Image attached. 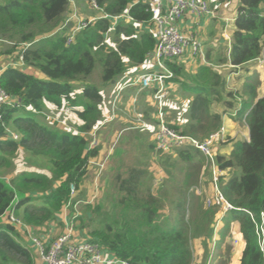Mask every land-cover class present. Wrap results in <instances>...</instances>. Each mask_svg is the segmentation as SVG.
Returning a JSON list of instances; mask_svg holds the SVG:
<instances>
[{
    "label": "trees",
    "instance_id": "1",
    "mask_svg": "<svg viewBox=\"0 0 264 264\" xmlns=\"http://www.w3.org/2000/svg\"><path fill=\"white\" fill-rule=\"evenodd\" d=\"M95 2L102 10L101 15L90 21L84 18L86 24L66 43L73 28L68 26L76 21L68 20L70 15L64 22L67 6L72 5L69 0L0 1V44H11L8 49L0 50V86L15 100L14 105L3 104L0 108V169L10 166L11 156L17 151L44 156L50 163L48 174L31 169L9 178L0 175V215L12 209L34 234L55 219L69 200L73 203L70 185L79 188L89 161L98 155L100 146L88 147L91 136L87 134L101 117L100 85L88 80L95 64L101 66L102 82H112L125 70V60L131 65H140L155 46L152 14L147 5L135 0ZM262 4L264 0L238 1L230 52V62L235 66L258 58L262 52ZM115 16L120 20L114 23ZM64 26L67 32L62 29ZM109 34L114 46L105 40ZM166 63L175 74L180 73L179 65L168 60ZM27 67L30 70H25ZM189 83L182 85L193 94L183 124H171L167 120L168 98L165 100L163 110L170 127L202 140L219 127L221 114L225 112L238 120L245 119L248 130L247 139L233 141L227 158L213 149L219 168L230 170L228 175L219 176V188L237 209L223 216L212 261L217 244L225 240L227 231L232 229V235L236 234L244 242L239 264H264L252 223L244 210L257 214L264 206V95L251 103L237 92L227 90L225 79L207 65H201ZM46 102L72 108L83 121L77 127L81 133L50 129L37 122L35 117L44 110ZM217 102L216 109L213 104ZM248 103L250 107L246 109ZM7 127L18 133V139L7 134ZM141 137L136 136L131 141L133 145L136 140L142 148L138 149L137 160L133 158L128 167L125 168L128 149L122 144L119 148L117 145L111 156L114 157L110 161L112 167L118 170L109 184L114 183L119 195L115 201L118 210L113 214L104 212L105 216L97 221L99 225H92L96 219L91 215L98 213V207L88 205L89 217L81 226L78 217L76 227L86 228L88 235L83 237L130 264H191L195 223L186 220L188 171L182 179L173 181V188L169 187V209L164 206L160 209L164 199L161 203L160 198L151 193L152 185L148 182L156 172L153 171L152 176L147 168L149 154L157 150L154 140L143 146ZM157 152L158 160L162 159L167 165L159 188H168L162 185L168 179L165 174H175L168 170L174 166V154L190 168H199L205 159L198 148L190 145H174ZM195 154L201 155L199 160H195ZM19 232L14 224L0 217V264H35V253L27 244L19 242Z\"/></svg>",
    "mask_w": 264,
    "mask_h": 264
},
{
    "label": "built area",
    "instance_id": "2",
    "mask_svg": "<svg viewBox=\"0 0 264 264\" xmlns=\"http://www.w3.org/2000/svg\"><path fill=\"white\" fill-rule=\"evenodd\" d=\"M74 5V0H69ZM147 5V8L152 14V32L155 37L154 49L147 55L145 62L149 60L147 69L140 72L128 84L139 85L141 89L152 88L151 98L156 106V115L158 124L155 132V149L163 150L168 147L177 146H194L198 148L205 156V163L201 166L199 182L201 185L196 186L193 192L201 193L203 187L204 175L208 172L209 181L211 183V195H205L204 204L207 207L216 208L218 211L213 232L209 239V254L205 264L211 260L213 250L215 248L216 240L218 239V231L222 224L223 216L226 212L237 209L233 206L223 195L219 188V176L223 174V170L219 168L216 163L213 145L216 140H223L225 136V127L221 125L215 131L209 133L207 137L199 140L187 134H182L170 127L165 120L164 103L168 96V86L171 78L174 77V72L167 65L166 60L170 61L182 56L187 50L195 55L200 53L199 39L184 31H181L177 25L185 10L190 9L195 14H212L211 9L205 0H135ZM91 4L99 8L95 0H90ZM118 18L117 16L114 17ZM75 19L77 24L73 26L66 43L70 42L74 32L86 24V21L80 19L74 11L68 20ZM67 20V21H68ZM91 19H89L90 21ZM117 20V19H116ZM65 25V24H64ZM19 64L22 61V56L19 57ZM258 66L264 70V56L257 58ZM149 66V67H148ZM127 84V85H128ZM15 100L5 92L0 86V108L3 104L14 105ZM141 121V120H139ZM140 125L142 122H139ZM7 134L13 138L18 139V133L13 129L5 128ZM98 144L95 136L92 135L88 147H95ZM108 152L112 149L113 144H108ZM93 163V159L89 161ZM97 164V163H96ZM160 176L156 178L155 184H159L162 180L161 171ZM161 179V180H160ZM196 194V195H197ZM74 195V185H70V197ZM70 200L64 205V210L67 213L64 230L52 238H43L39 235L33 234L31 229L22 221L21 218L13 213L12 209L6 210L0 215L6 221L14 224L22 233L30 239L33 247L37 252L38 258L43 264H130L125 259L118 258L114 254L108 252L97 242L79 237L77 234V223L79 213L77 210L70 211ZM252 223L253 233L256 238L257 246L264 260V206L257 213L244 209ZM232 245L238 248L241 239L233 234ZM212 261V260H211Z\"/></svg>",
    "mask_w": 264,
    "mask_h": 264
},
{
    "label": "rangeland",
    "instance_id": "3",
    "mask_svg": "<svg viewBox=\"0 0 264 264\" xmlns=\"http://www.w3.org/2000/svg\"><path fill=\"white\" fill-rule=\"evenodd\" d=\"M1 1V0H0ZM73 9L75 10L76 14L80 19H91L93 20L94 18L98 17L101 15L102 10L100 8L94 7L90 0H74V5L68 4L67 9L64 13V22L66 19L71 15L73 12ZM86 21V20H85ZM63 22V24H64ZM62 24V26H63ZM77 24L76 21H72L71 25L68 26L70 29L71 27L75 26ZM62 29L67 32V26L62 27ZM105 40L108 43V45H111V34L105 36ZM1 43V42H0ZM11 47V44L8 42H5L4 44H0V50L4 51ZM14 52H17L15 49ZM250 65H254V63H250ZM195 67L197 66V63L195 62ZM212 67V66H210ZM196 69V68H195ZM192 68V70H195ZM233 70H236V68H233ZM232 70V71H233ZM248 67L243 70L242 74L238 75H233V72L231 71H222L219 73V75H223V78L226 81V88L227 90L235 91L240 97H251L254 96L253 93H255V96H259L263 93L264 91V81L259 79V72L256 73V71L253 68ZM196 71V70H195ZM193 73H186L184 72L183 74H191L192 77L194 78L196 75V72ZM235 73V71H234ZM249 73V74H247ZM245 74L247 76H245ZM101 66L100 64L96 63L95 67L93 69V72L90 74L88 77V80L93 82L96 85L103 84L102 79H101ZM259 80L261 82H259ZM193 83V82H191ZM175 95L180 96L178 93L174 92L168 97L167 99V120L170 121L171 124H183L185 120L187 119V104L188 100L187 98H182L180 99H175ZM254 96V97H255ZM171 103V105L175 106H168ZM213 106L217 109L219 106V103H214ZM250 107L249 103L247 104L246 109ZM149 112L153 115V121L150 125V130H151V140L155 139V130L157 128L158 121L155 119L156 115V107L155 103L153 102L150 107H148ZM228 116V117H227ZM56 117V118H55ZM36 121L47 125L50 129H57L62 127L61 129L58 130H66L68 128L66 122L63 124L61 121H56L57 116L55 114H52L48 111H41V114H37L35 117ZM45 119V121L43 120ZM59 120V119H58ZM246 120H238L236 116L234 115H225L219 123V127L223 124L225 126V136L223 140L219 142L214 143L213 148L215 149V153H218L225 158L228 157V154L232 148V143L235 140L238 139H247L248 138V130L246 126ZM59 123V126H55L54 123ZM218 127V128H219ZM72 129L71 127H69ZM12 129V128H11ZM179 132V131H178ZM132 133H137V137H141L142 140H145V146H148V143H150L149 139H147V134L145 132L138 131L136 129H133L132 131H127L124 134H119L117 135L116 140L119 141L118 147L121 146V144L127 139L129 135ZM114 136V140H115ZM96 138V137H95ZM111 140L110 143L113 144L112 149L108 152L107 157H103L102 161H99V158L93 159V163H88V170L87 173L84 177L83 182L79 186V188L74 187V195L72 199L74 200L73 203L71 204L69 209L77 210L79 213V222L80 226L82 222L86 221L87 217H89V213L87 211V206L90 205L91 208L93 207H98L97 212L91 217L96 219V222H92V225H99V220H101L105 214L104 212H108L109 214H113L116 210H118V206L116 205V199L119 197V195H116V190L114 188V183L109 184V179L115 174V172L118 170L113 169L112 167V162L106 161L108 159L109 161H112L114 157L111 158V154L115 148L116 142ZM97 140V138H96ZM115 142V143H114ZM219 143V145H217ZM130 146H132L130 148ZM109 147V146H108ZM126 148L128 149V152L125 153L126 157V162L127 166L134 160H137L138 157V149L140 150V147L137 148L135 145H131L126 143ZM119 153V152H118ZM158 152L154 150L153 156L148 158V164L147 168L149 167L150 169V174L153 176V171L156 172L155 177H150L149 183L153 185L155 183V178H158L160 176V173H158V170H161V175H163V171L167 165L162 162V159L157 158ZM162 156V155H161ZM201 155L195 154L194 158L195 160H199ZM204 156V155H203ZM15 157V158H14ZM128 157V158H127ZM164 158V157H162ZM173 164L174 166L168 167V170L171 172H175V174H170L167 175L165 174L166 178L168 179L164 182L162 185H168V188H164L163 186H160L159 184H155L154 186H151V193L160 198V201L162 203V198L164 199V202L162 203V207L169 209V201H168V189L169 187L173 188V181L177 179H182L184 177V172L186 173L188 171V180H189V186H188V192H189V202L187 204V211H186V220L189 222L194 221L195 223V229L193 231L194 234V239L192 240V249L194 251V245L199 246L202 249V260L201 262L197 260V262H193V264H203L206 263L207 257L209 254V236L213 232V226L215 225V220L217 218L218 211L216 208L212 207H207L204 204V198L205 195H211L212 193V188H211V183L209 181L208 177V172L205 173L204 175V180H203V187L201 189L200 194H194L193 190L196 186H200L201 183L199 182V173H200V167L205 163L204 162L199 168L196 167H191L188 166L184 163L181 162L180 160L177 159V155L172 156ZM117 161V160H116ZM119 161V160H118ZM117 161V162H118ZM97 163V164H96ZM198 163V162H196ZM114 164V163H113ZM49 167L50 163L44 156H31L27 152H22V151H17L14 153V156H11V163L10 166L4 170L0 169V175H4V177H11L14 175V173H19L24 170H31L34 169L39 172H43L48 174L49 173ZM124 171V170H120ZM164 171V173H166ZM197 171V174L195 172ZM239 169H237V173ZM178 172V175L176 174ZM125 173V172H124ZM123 173V174H124ZM230 173V170H223V174L228 175ZM240 174V173H239ZM149 177V176H148ZM114 180V179H113ZM161 180V179H160ZM114 182V181H113ZM161 182V181H160ZM159 182V183H160ZM158 186V188H157ZM174 193L177 195V191L174 190ZM38 203V201L36 202ZM71 211V210H70ZM107 213V214H108ZM237 225V223H236ZM235 225V227H236ZM85 230V231H84ZM84 233L86 235L87 231L86 228L84 229ZM207 235V236H206ZM232 229H229V232L227 231V235L225 237V240H221L219 244H217L216 248V254L215 258L213 261V256H211V260L208 262V264H229L230 258L229 254L234 249V245H232ZM20 243H24L23 240L19 241ZM236 248V247H235ZM206 259V260H205Z\"/></svg>",
    "mask_w": 264,
    "mask_h": 264
},
{
    "label": "crops",
    "instance_id": "4",
    "mask_svg": "<svg viewBox=\"0 0 264 264\" xmlns=\"http://www.w3.org/2000/svg\"><path fill=\"white\" fill-rule=\"evenodd\" d=\"M205 1L207 2L208 7L211 9L212 14L198 15L195 14L192 10L187 9L177 21V25L179 29H181V31L192 34L199 39L201 44L200 53L193 55L190 53V50H187L182 56L170 60L171 62L180 66V73L178 75L174 73V77L170 79L167 98L171 95L172 91V93L176 92L180 95H175V99H180V97H188V100L186 101L189 102L193 94L188 90H185V87L182 85H185V83L190 84L189 80H192V75L183 73H193L195 70L198 71L201 65H207L209 67L212 66L210 68L217 73H221V70H227L228 72L231 71L233 72V75L242 74L243 70L245 71L247 67L248 71H251L249 70L250 67L253 68L256 73L259 72V79H261V81H264V70L258 66L257 58L239 66H235L230 62V52L233 40L232 34L234 31V18L236 16V8L239 0ZM261 14L264 15V4L261 5ZM116 19L114 18V23ZM119 20L120 19H118L117 21ZM112 45L114 46L113 43L111 44V46ZM260 56H264V46ZM125 62L126 68L120 75H118L112 82L101 84V117L97 120V124L93 126L89 132H87L89 136L92 137V135H94L97 138V145L100 146V148L98 155L95 158H99V161H102L103 157H107V145L110 144L114 136L116 137L115 140L113 139V141L116 142L115 148L117 147L119 141H117L116 138L119 134H124L127 131L136 129L138 131L145 132L147 134V139H149V141H152L150 138L152 137L150 125L153 121V113L151 114L148 110V107H150L153 103L151 98L152 88L141 89L139 85L128 84L140 72L147 69L149 60L146 62L144 61L140 65H131L127 60H125ZM195 62L197 63L196 67L194 66ZM250 63H254V65H250ZM192 68L196 69L192 70ZM233 68H236V70H233ZM25 70H30V67L25 68ZM221 76L223 77L222 74ZM245 76L247 75L245 74ZM261 81L259 80V82ZM263 95L264 91L259 96H248L247 98H244L249 99L251 103H254ZM168 104L171 105V103ZM43 111H48L52 114H55V116H57V118L59 119H56V121H61L62 124L66 122L68 126L67 129H69L70 131L76 130L78 133H81L79 132V130H77V127H79L83 123V121L79 119L76 112L72 110V108H69L64 104L61 107H57L50 102H46ZM225 115V112H223L221 114V119L225 117ZM43 120L45 121V119ZM139 122H142V124L145 125H140ZM54 124L55 126H61L58 122ZM69 127H71L72 129H70ZM61 128L62 127L57 129ZM136 136L137 133H132L127 137L122 145L126 147V143L130 142L129 144H131V141H133L134 137ZM134 142L135 143L133 145L139 147V143L136 140H134ZM145 144L146 143L144 140L143 146H145ZM140 148L142 147L140 146ZM141 151L146 152L143 149H141ZM150 154L151 156H153L152 152ZM106 161L110 163L108 159H106ZM56 215L57 217L47 222L46 226L41 228L36 235H39L43 238H52L55 235L61 233L64 230V222L67 219V213L65 212L64 207ZM76 229L79 237L86 235L84 233L85 228H80L79 226L76 227ZM19 233L21 235L20 240H23L25 244L33 249L32 251L33 253H35V264H43L42 261L38 258L37 252L33 247L30 239L26 236V234L22 232ZM243 246L244 242L241 239L239 247L232 249L229 254V264H239L240 254ZM202 253L203 252L201 247L194 245L193 262L194 260L195 262H197V260L198 262H201ZM193 262L191 264H193Z\"/></svg>",
    "mask_w": 264,
    "mask_h": 264
},
{
    "label": "clouds",
    "instance_id": "5",
    "mask_svg": "<svg viewBox=\"0 0 264 264\" xmlns=\"http://www.w3.org/2000/svg\"><path fill=\"white\" fill-rule=\"evenodd\" d=\"M223 125V124H222ZM224 126V125H223ZM225 127V126H224ZM200 172H201V168H200ZM199 178H200V173H199ZM195 194V193H194ZM210 239V238H209ZM205 264V263H204Z\"/></svg>",
    "mask_w": 264,
    "mask_h": 264
}]
</instances>
